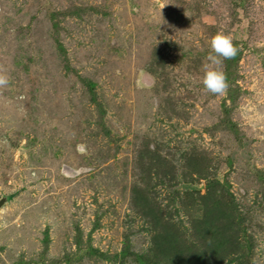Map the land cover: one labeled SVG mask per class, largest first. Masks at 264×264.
<instances>
[{"label": "rangeland", "instance_id": "374dc122", "mask_svg": "<svg viewBox=\"0 0 264 264\" xmlns=\"http://www.w3.org/2000/svg\"><path fill=\"white\" fill-rule=\"evenodd\" d=\"M0 69V264H264V0H0Z\"/></svg>", "mask_w": 264, "mask_h": 264}, {"label": "clouds", "instance_id": "9594fccd", "mask_svg": "<svg viewBox=\"0 0 264 264\" xmlns=\"http://www.w3.org/2000/svg\"><path fill=\"white\" fill-rule=\"evenodd\" d=\"M211 53L207 62L203 64L202 84L205 89L214 95H223L227 92L229 84L227 73L223 68L225 60L234 59L238 54V47L234 37L223 29H219L210 40ZM10 76L0 69V88L8 86Z\"/></svg>", "mask_w": 264, "mask_h": 264}]
</instances>
